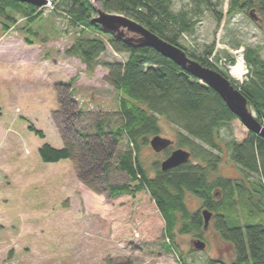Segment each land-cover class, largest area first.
Here are the masks:
<instances>
[{
	"label": "rangeland",
	"instance_id": "rangeland-1",
	"mask_svg": "<svg viewBox=\"0 0 264 264\" xmlns=\"http://www.w3.org/2000/svg\"><path fill=\"white\" fill-rule=\"evenodd\" d=\"M193 1L172 0V7L175 11L188 9ZM213 1H221V23L205 9L202 15L194 16L195 26L181 33L179 41L197 53L213 45L209 61L236 83L243 82L245 76L237 78L228 66L237 64L236 51L245 52L248 47L258 49L264 59V20H255L248 11L229 16V0ZM41 11L33 23L15 14L17 22L6 32L0 24V264H205L210 258L231 262L232 248L215 232L212 221L204 231L205 249L193 246V240L198 238L195 234L177 235L168 249L165 222L150 193L146 189L134 191L139 181L131 180L125 172L113 169L108 183H127L133 192L112 196L99 172L89 175L96 188L93 189L79 177L81 168L77 161H42L39 148L44 143L56 148L64 146L65 121L73 119L65 105L70 89L65 91L63 86L70 80L73 79L72 94L77 102L74 110L89 113L75 122L79 129L94 132L95 118L99 116L111 118L114 124L119 122V94L108 82V70L98 65L88 74L86 64L67 55L66 49L80 35H97L107 47L100 56L101 64L125 62L128 54L115 52L107 34L88 30L82 33L83 26H72L64 12L45 6ZM27 39L32 43H27ZM22 45L41 49V57L54 63L51 77L33 76L34 63L29 64V56L34 55L22 54ZM22 55L27 61L20 59ZM42 58L39 60L44 63ZM243 61L249 69L244 56ZM66 78L69 81L65 82ZM250 110L257 117L254 108ZM30 122L43 130L44 138L29 130ZM159 124L161 136L174 141L169 150L178 148L177 128L163 116L159 117ZM248 134L240 119L222 127V162L211 178L246 179L245 173L230 160L228 143L232 139L242 141ZM67 135L75 140L71 131ZM119 149H128L126 141ZM167 157L166 150L156 152L151 146L140 152L150 176L155 174L154 163ZM250 180L257 181L258 177ZM187 204L192 211L202 206L192 194L187 195ZM244 213L239 205L231 216L243 224L247 221Z\"/></svg>",
	"mask_w": 264,
	"mask_h": 264
},
{
	"label": "trees",
	"instance_id": "trees-1",
	"mask_svg": "<svg viewBox=\"0 0 264 264\" xmlns=\"http://www.w3.org/2000/svg\"><path fill=\"white\" fill-rule=\"evenodd\" d=\"M56 12H64L72 26H83L98 35L107 34L109 44L117 53H127L125 62L114 61L101 64L100 56L107 47L101 36L80 35L65 53L80 58L86 64V71L92 74L98 65L108 70V82L119 94L117 118L113 123L108 117L95 118L94 132L79 129L75 122L89 115L82 109H75L73 79L65 86L69 98L65 105L71 110L72 120L65 121L62 137L64 146L56 148L44 143L39 154L45 163H57L71 159L77 161L79 177L91 188L89 175L99 172L110 194L118 196L133 192L127 183L109 184L112 170L125 172L131 180H138L136 190L146 189L160 214L168 238L169 249L177 235L195 234L204 238L203 209L213 213L211 221L220 238L233 251V259L210 258L205 264H264V137L249 132L242 141L232 139L228 143L230 160L241 169L246 179L216 176L222 162L221 129L238 117L229 109L222 97L212 87L182 69L172 59L163 56L152 47L130 45L114 34L108 33L93 20L97 13L91 0H52ZM221 1L194 0L191 8L175 11L172 0H102L101 6L111 13L128 16L148 27L170 43L179 46L187 55L205 66L220 71L209 61L214 46H207L197 53L189 51L179 41L181 33L191 31L196 24L194 16L206 10L213 13L221 23L223 11L218 10ZM42 7L17 0H0V24L4 32L17 22L20 14L33 23L41 14ZM251 11L264 20V0H229L227 14ZM27 43L32 40L27 39ZM244 58L249 67L245 80L235 87L246 97L257 118L264 123V59L259 50L248 47ZM234 62V59L231 60ZM74 106V107H73ZM163 116L177 128L178 148L191 153L189 162L163 170L161 163H154L155 174L150 176L140 159L141 149L150 146V140L162 135L159 117ZM72 121V123H70ZM29 130L44 138L43 130L30 122ZM71 131L68 138L67 132ZM76 141V142H75ZM126 141L128 149L119 147ZM166 149L169 156L172 151ZM78 153H77V152ZM85 175H88L87 177ZM257 176L258 180H250ZM201 200L200 209L192 211L187 204V195ZM239 205L245 209L246 223L233 220L231 212Z\"/></svg>",
	"mask_w": 264,
	"mask_h": 264
},
{
	"label": "water",
	"instance_id": "water-1",
	"mask_svg": "<svg viewBox=\"0 0 264 264\" xmlns=\"http://www.w3.org/2000/svg\"><path fill=\"white\" fill-rule=\"evenodd\" d=\"M22 3H30L38 7H43L47 0H17ZM97 15L93 18L94 22L102 27L108 33L114 34L117 38H121L125 43L137 46H147L154 48L163 56L172 59L182 69L197 77L201 82L212 87L225 101L229 109L240 119L249 132H254L264 137V123H262L253 114L248 105L246 97L235 87L233 82L222 74L220 71L203 65L199 61L189 57L185 50L177 45L163 39L155 32L140 22L125 16L123 14L107 12L103 7L96 6V2L102 0H91ZM251 16L255 20L259 17L251 11ZM132 33L133 35H128ZM238 56H244V50L236 51ZM173 140L156 135L151 138L150 146L156 152H161L169 148L173 144ZM191 153L184 148H176L172 150L170 155L161 162V168L168 170L181 164L189 162ZM204 218V230L209 227L213 213L208 209L202 210ZM193 246L197 249H205L206 242L201 238L193 240Z\"/></svg>",
	"mask_w": 264,
	"mask_h": 264
},
{
	"label": "crops",
	"instance_id": "crops-1",
	"mask_svg": "<svg viewBox=\"0 0 264 264\" xmlns=\"http://www.w3.org/2000/svg\"><path fill=\"white\" fill-rule=\"evenodd\" d=\"M21 48H22V52H21L22 54H26L27 55L29 53H32V55H34V56H32V58L29 56V58H30V61H29L30 63L29 64L31 65L32 63H34L32 65L34 67L31 70L35 74V75L33 74L34 77H36V78L40 77L42 79L44 77L47 78V76L51 77L54 63L48 62L47 58H42L41 57V55H42L41 54V49H37L35 46H30V45H22ZM39 58H40V60L42 58V61L44 63H42L39 60ZM20 59L27 61L26 57L23 56V55L20 57ZM107 74H108V71H107ZM66 80H67V78L65 79V82L69 81V79L67 81ZM62 147L63 146H59L57 148H62ZM67 160H69V159H65V161H67Z\"/></svg>",
	"mask_w": 264,
	"mask_h": 264
},
{
	"label": "bare ground",
	"instance_id": "bare-ground-1",
	"mask_svg": "<svg viewBox=\"0 0 264 264\" xmlns=\"http://www.w3.org/2000/svg\"><path fill=\"white\" fill-rule=\"evenodd\" d=\"M95 4L96 6H99V2H96ZM243 70H244L243 56H239L237 64L232 67L231 71L234 76H236L237 78H241Z\"/></svg>",
	"mask_w": 264,
	"mask_h": 264
},
{
	"label": "built area",
	"instance_id": "built-area-1",
	"mask_svg": "<svg viewBox=\"0 0 264 264\" xmlns=\"http://www.w3.org/2000/svg\"><path fill=\"white\" fill-rule=\"evenodd\" d=\"M45 7H49V8H54V2L52 1V0H47V3L44 5ZM229 67V69H230V72L232 73V71H231V69H232V67L233 66H228ZM248 72H249V70H248V68H246L245 66H244V70H243V73H242V76H241V79L243 78V76H247V74H248ZM233 74V73H232Z\"/></svg>",
	"mask_w": 264,
	"mask_h": 264
}]
</instances>
